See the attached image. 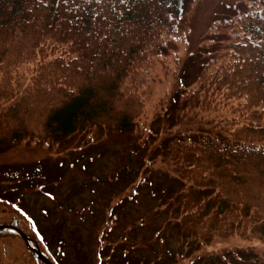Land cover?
<instances>
[{
    "label": "trees",
    "instance_id": "obj_1",
    "mask_svg": "<svg viewBox=\"0 0 264 264\" xmlns=\"http://www.w3.org/2000/svg\"><path fill=\"white\" fill-rule=\"evenodd\" d=\"M189 1L0 0V152L92 128L129 130ZM245 1L228 21L226 48L200 66L203 86L176 101L183 114H213L215 132L176 141L168 155L181 181L177 231L202 243L264 240V0ZM0 209L22 216L1 196Z\"/></svg>",
    "mask_w": 264,
    "mask_h": 264
},
{
    "label": "rangeland",
    "instance_id": "obj_2",
    "mask_svg": "<svg viewBox=\"0 0 264 264\" xmlns=\"http://www.w3.org/2000/svg\"><path fill=\"white\" fill-rule=\"evenodd\" d=\"M245 0H190L177 37L150 68L146 111L129 130L87 129L28 139L0 152V196L22 212L0 215L21 228L54 264H264V240L177 231L181 181L172 143L215 132L212 113L183 114L177 97L202 87L201 64L228 44V21ZM1 210V209H0ZM0 232V264H40L24 243Z\"/></svg>",
    "mask_w": 264,
    "mask_h": 264
},
{
    "label": "water",
    "instance_id": "obj_3",
    "mask_svg": "<svg viewBox=\"0 0 264 264\" xmlns=\"http://www.w3.org/2000/svg\"><path fill=\"white\" fill-rule=\"evenodd\" d=\"M5 228H10L15 230L19 236L23 239V241L25 242L26 246H30V249L32 251V253L36 256V258L38 260H40L43 264H54L51 261H49L40 251L39 246L37 245V243L32 240L31 238H29L22 230H20L19 228L12 226V225H8V224H0V230L1 229H5ZM31 242L34 243V246H31Z\"/></svg>",
    "mask_w": 264,
    "mask_h": 264
}]
</instances>
